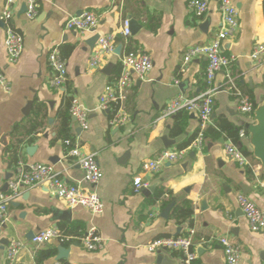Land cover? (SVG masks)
Masks as SVG:
<instances>
[{
  "label": "crops",
  "instance_id": "1",
  "mask_svg": "<svg viewBox=\"0 0 264 264\" xmlns=\"http://www.w3.org/2000/svg\"><path fill=\"white\" fill-rule=\"evenodd\" d=\"M36 1L34 18L20 13L25 0L13 2L10 24L23 37L22 52L14 62L7 57L6 32L0 27V71L7 85L5 88L0 84V190L7 191L3 190L6 181L20 164L48 163L67 183L95 191L103 211L92 214L81 206L69 208L46 184L23 187L9 201L7 221L0 231V240L19 239L23 243L15 264H190L192 261L187 263L179 251L151 252L146 248L157 237L189 233L196 255L194 264H226L218 240L222 236L239 247L242 264H264V230L251 231L236 203V195L244 193L264 211L263 167L253 155L250 134L244 126L256 122L254 112L238 110L237 95L228 83L226 87L225 71L221 70L212 83L214 107L209 121L202 123L191 112L181 114L178 119L184 120L183 130L173 136L170 130L177 113L161 116L170 99L202 95L208 89L206 57L198 55L184 62L183 56L188 47L209 43L215 36L221 26L218 1L211 0L202 15L188 7L189 0ZM231 1L238 9V25L224 39L223 53L233 57L228 73L237 90L247 95L256 109L264 103V52L259 59H252L250 53L256 45H264V0ZM5 2L0 0V11ZM86 10L98 17L94 31L64 27L69 16ZM133 17L139 28L126 36L122 33L123 21ZM94 32L112 34L114 49L121 45L120 54H107L98 65H91L96 43L90 49L84 40ZM54 46L59 47L66 62L67 80L62 89L50 84L47 55ZM131 49L147 53L152 68L142 79L132 74L124 98L109 110L102 109L99 97L103 88L120 75V58ZM72 96L78 97L87 110L89 126L81 129L70 116V136L65 138L56 113L66 102L70 104ZM37 103L45 111L43 123L18 145V161L10 163L7 148L15 139L13 129L17 124L18 130L27 129ZM118 109L125 111L128 119L123 125L111 126L109 118ZM219 119L240 128L235 144L247 151L242 152L251 167H240L225 154V144L233 141L219 130ZM200 131L204 134L201 149L189 150L178 161L163 164L157 172L142 169L143 162L161 150L188 146ZM28 146L34 147L30 155L26 153ZM74 146L81 153L95 155L102 172L96 185L84 180L80 165L68 156ZM136 177L141 179L137 188L133 184ZM161 190L171 194L159 196ZM183 201L191 203L192 212L178 219L173 211ZM171 202L168 217H162V210ZM60 225L75 226L83 234L92 229L103 239V246L87 250L76 235L43 243H35L29 236L30 232ZM60 246L67 255L55 260ZM46 250L52 254L37 262V253ZM159 254L165 258L157 263ZM0 264H6L1 244Z\"/></svg>",
  "mask_w": 264,
  "mask_h": 264
},
{
  "label": "built area",
  "instance_id": "2",
  "mask_svg": "<svg viewBox=\"0 0 264 264\" xmlns=\"http://www.w3.org/2000/svg\"><path fill=\"white\" fill-rule=\"evenodd\" d=\"M15 0H6L1 10V18L5 22L4 45L9 61L14 62L20 56L23 49V37L15 31L10 24L12 17V5ZM211 0H189L188 7L196 14L202 15L208 9ZM218 9L221 15V26L209 43L202 45H192L188 47L183 56V61L188 62L193 57L203 55L207 59L205 70V80L208 85L207 91L198 96L184 97L178 96L170 99L162 109V117H170L178 111H186L195 114L202 123L209 121V117L214 107V87L213 80L219 71H225L226 87L237 95L238 110L242 113H253L255 106L247 95L241 94L228 73L233 62V57L223 53V41L231 36L237 29L238 9L231 0H217ZM26 15L34 18L36 15V0H25ZM98 23L97 15L90 10L83 11L79 15L69 16L64 27L66 29L79 32L93 31ZM122 33L129 35V23L125 19L122 24ZM114 36L112 34L99 35L96 46L92 50L90 64L96 66L103 56L114 52ZM264 52V45H256L250 53L252 59H259ZM122 71L117 79L104 86L99 97V104L102 109H110L112 105L124 98V90L131 85L132 74L142 79L152 68L150 56L142 50L131 49L126 51L120 58ZM47 63L51 70L50 84L55 89H62L67 80V69L65 59L61 56L59 47L54 46L47 55ZM177 82V81H176ZM0 84L7 88L5 77L0 71ZM68 113L74 117L81 129H87L88 112L78 97L72 96L68 107ZM128 119V115L122 109L116 110L109 118V125L120 126ZM242 132H240V135ZM203 132L198 135L186 147L177 149H163L151 159H147L142 164V169L150 172L159 171L165 163H171L181 159L189 150L201 149L203 146ZM225 154L235 161L240 167H251L250 160L242 150L233 142L225 144ZM68 156L74 157L83 171L84 180L90 185H96L101 179L102 172L98 161L93 153H81L77 146L71 147ZM46 184L53 194L62 199L67 207L73 208L81 206L89 210L92 214H99L103 211V203L98 194L93 190L82 188L78 184L67 183L58 175L51 164L35 162L17 167L15 174L6 181L7 191L0 190V231L7 221V209L9 201L17 196L23 187H31ZM135 187L141 185L140 177L133 180ZM236 203L245 217L251 231L264 230V211L244 193L236 195ZM53 238L64 240L68 238L57 226L47 227L34 233L31 240L35 243L47 242ZM82 246L87 250L99 249L103 246V239L92 229L79 237ZM226 264H242L241 252L237 245L230 242L226 236L219 237ZM23 247L19 239H11L4 245L6 264H15L18 255ZM146 248L151 252L163 250L179 251L187 263L195 258L192 250V235L162 236L157 237L147 243Z\"/></svg>",
  "mask_w": 264,
  "mask_h": 264
},
{
  "label": "trees",
  "instance_id": "3",
  "mask_svg": "<svg viewBox=\"0 0 264 264\" xmlns=\"http://www.w3.org/2000/svg\"><path fill=\"white\" fill-rule=\"evenodd\" d=\"M68 106L69 104L68 102H66V104L64 106H61L57 110V113H56L57 118L60 123V126H59L60 131L64 132L63 134L65 138H68L70 136L69 126H68L70 115L68 113ZM187 113L188 112L183 111V110L177 112V114L175 115L176 120L170 130L171 135L174 136L182 132L184 120H179L178 116H180L181 114L186 115ZM44 117H45V111H43L42 105L40 103H37L35 105V108L32 111V116L29 119L27 129L24 131H20L18 130L20 128V125L18 124L15 125L13 132H12L13 137L15 138L14 142L11 144L10 147L8 146L7 148L10 163H16L18 161V152H17L18 145L23 143L25 140H27V137H28L27 135L29 133L37 132V130L41 127L43 123ZM217 126L219 130L221 132H224L228 137H230L234 143H237L239 141V130H240L239 127L234 126L233 123L227 121L226 119H219L217 122ZM190 140H191V137L183 145L188 143ZM240 149L245 154L247 153V151L244 148L240 147ZM163 193L171 194L170 191L161 190L158 195L160 196ZM191 212H192V205L189 201H183L181 204L177 205L173 211L174 215L178 219H183V218L190 216ZM59 227L65 236L83 235V233H81V231H79L75 226L60 225ZM51 254H52L51 250L41 251L37 253L36 260L37 262H39L42 258L48 257ZM193 261L190 264H194Z\"/></svg>",
  "mask_w": 264,
  "mask_h": 264
},
{
  "label": "water",
  "instance_id": "4",
  "mask_svg": "<svg viewBox=\"0 0 264 264\" xmlns=\"http://www.w3.org/2000/svg\"><path fill=\"white\" fill-rule=\"evenodd\" d=\"M26 11V3H22L21 8H20V13L21 12H25ZM129 30L130 33L134 34L137 32L139 25L136 22L135 18H131L129 21ZM0 27L4 28L5 27V22L4 20L1 18V11H0ZM94 31V30H93ZM99 37V34L94 32L93 35L91 37H89L88 39H85L84 42L87 45V47H89L90 49H92L97 41ZM120 48L121 45H118L115 49L114 52L116 54H120ZM30 102L26 105L25 109L27 110L29 108ZM254 117H255V123L250 124V123H245L244 126L246 127V129L248 130L249 134H250V143L253 147V155L255 157H257L261 163H262V167H263V181H264V103L262 106L254 109ZM72 120H75L74 117H71ZM48 122H51V118L47 119ZM80 130V128L75 129L76 132H78ZM33 146H28L26 147V153L28 155L31 154V150L33 149ZM7 189V185H5V187L3 188V190ZM15 205H17V203H15ZM173 205V203H169L161 212V216L164 218L168 217L169 211L171 209V206ZM68 217H66L65 219L67 220ZM179 231V230H178ZM34 235L33 232L29 233L30 238H32ZM8 242L7 239H2L0 240V244L1 247H3L4 245H6ZM67 255V250L63 247L60 246L57 248V254L55 256V260H59L61 258L66 257ZM165 258L163 256V254H159L157 256V263H160L162 261V259ZM163 263V262H162ZM165 263V262H164Z\"/></svg>",
  "mask_w": 264,
  "mask_h": 264
}]
</instances>
